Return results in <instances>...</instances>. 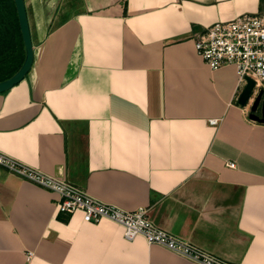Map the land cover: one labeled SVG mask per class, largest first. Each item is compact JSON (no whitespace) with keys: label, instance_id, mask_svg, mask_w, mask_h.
<instances>
[{"label":"crops","instance_id":"1","mask_svg":"<svg viewBox=\"0 0 264 264\" xmlns=\"http://www.w3.org/2000/svg\"><path fill=\"white\" fill-rule=\"evenodd\" d=\"M25 3L34 62L0 92V151L121 209L146 207L229 262L264 264V122L239 103L236 68L213 70L195 48L205 27L264 0ZM25 57L15 1H0V81ZM58 201L0 167V264H197Z\"/></svg>","mask_w":264,"mask_h":264},{"label":"built area","instance_id":"2","mask_svg":"<svg viewBox=\"0 0 264 264\" xmlns=\"http://www.w3.org/2000/svg\"><path fill=\"white\" fill-rule=\"evenodd\" d=\"M195 48L205 63L213 70L234 66L240 85L255 82L251 107L259 91H264V11L244 13L228 21H218L205 27L195 36ZM218 125L220 119H209ZM234 167V163H229ZM0 167L41 187L55 192L58 209L62 213L81 212L89 223L112 221L122 227L124 237L134 240L143 237L149 245H161L173 253L197 264H235L158 227L148 215V208L128 211L106 203L62 175H50L31 167L0 151ZM29 251L27 259L34 257Z\"/></svg>","mask_w":264,"mask_h":264},{"label":"water","instance_id":"3","mask_svg":"<svg viewBox=\"0 0 264 264\" xmlns=\"http://www.w3.org/2000/svg\"><path fill=\"white\" fill-rule=\"evenodd\" d=\"M17 8L19 24L26 47V57L24 63L20 69L11 77L0 81V92H5L11 89L13 86L22 81L29 73L34 62V46L32 41L31 29L28 19V13L25 0H14ZM255 82L252 79H248V83L243 88L240 96L239 103L243 106L248 105L250 97L254 92ZM251 118L264 122V91L261 90L255 96L251 105Z\"/></svg>","mask_w":264,"mask_h":264},{"label":"trees","instance_id":"4","mask_svg":"<svg viewBox=\"0 0 264 264\" xmlns=\"http://www.w3.org/2000/svg\"><path fill=\"white\" fill-rule=\"evenodd\" d=\"M1 2H7L8 0H0ZM262 2H263V0H262ZM7 5V4H6ZM23 62V61H22ZM22 62H21V64H20V66L22 65ZM17 72V69H15L8 77H6V78H9V77H11V76H13L15 73Z\"/></svg>","mask_w":264,"mask_h":264}]
</instances>
